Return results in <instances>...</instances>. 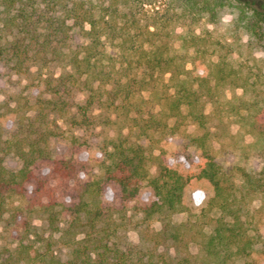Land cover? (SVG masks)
<instances>
[{
	"label": "trees",
	"instance_id": "obj_1",
	"mask_svg": "<svg viewBox=\"0 0 264 264\" xmlns=\"http://www.w3.org/2000/svg\"><path fill=\"white\" fill-rule=\"evenodd\" d=\"M226 6L236 11L231 36L244 31L260 43L264 11L240 1L0 0V73L28 78L0 100V264H264V224L250 209L264 199V78L229 62L235 49L216 32ZM226 87L241 95L226 99ZM226 115L254 134V161L243 154L226 166L212 155ZM187 123L199 133L189 139L195 170L183 171L162 148ZM65 125L115 135L99 175L59 208L39 174L75 171L53 143L69 139L76 149ZM12 159L19 167L6 165ZM193 186L211 191L198 215L185 203ZM133 200L143 223L159 224L150 246L118 242Z\"/></svg>",
	"mask_w": 264,
	"mask_h": 264
},
{
	"label": "rangeland",
	"instance_id": "obj_2",
	"mask_svg": "<svg viewBox=\"0 0 264 264\" xmlns=\"http://www.w3.org/2000/svg\"><path fill=\"white\" fill-rule=\"evenodd\" d=\"M235 1L248 3L251 8L264 11V0H230V3H235ZM235 15L236 11L234 8L226 6L220 15L219 23L216 25V32L219 37H224L227 43L231 44V47L235 49V52L229 58V62L232 66L237 68L238 65L241 64L243 72L245 69H251L259 76L262 83L264 78V38L259 43L244 31H240L238 37L233 38L230 33L232 32L231 24ZM202 27L203 26L197 29L198 33H200ZM207 28L212 29L211 26ZM177 30L180 29L178 28ZM262 33L264 35V25L262 27ZM0 75V100H2L7 93L14 91V89L24 87L28 81L26 77L6 74L2 70ZM261 90V92L264 93V84ZM223 95L226 99H230L233 95H241V90L226 87L223 90ZM84 97V93H74V99L78 103H82ZM31 98H34L32 93ZM211 110L212 107L207 106L205 111L210 112ZM221 121L222 127L214 130L217 138L210 141L212 155L216 158H220L226 166L237 163L240 156L243 154L252 156L251 158L254 161L255 158L253 155L256 150L255 136L250 132L248 126L240 124L235 117L229 115L224 116ZM62 130L65 133L63 136L72 135L75 137L74 143L76 149L73 150L69 139L59 138L54 140L53 143L56 145L61 157L66 159L71 156L73 157L77 165L75 171L67 178L57 176L52 173L51 170L47 169H44L39 174V178L44 181L45 195H47V197L59 208L60 205H70L72 202L71 199L79 192L80 194L82 193V185L99 175L98 160L103 153V148L108 145L107 142L109 139H112L115 135L113 129L101 125L90 126L79 130H71L65 125L62 127ZM198 133L199 130L193 123H187L182 126L180 133L163 145V158L176 165L180 170H195L192 159L197 150L189 142V139ZM158 154L159 152L155 151V155ZM6 165L11 168L19 167V162L12 159L7 161ZM148 168L150 175L154 176L156 173V164L152 162L149 164ZM210 196L211 191L207 188H202L201 186L188 188L185 191V203L189 213L198 215L206 206ZM142 199L146 202L151 199V196L144 195ZM101 202L113 204L115 200H111L107 195H103ZM136 207L137 201L134 200L125 204L127 221L126 225H124L119 232L118 242L124 244L130 241L137 244L139 239H142L145 243V247H147L153 243L154 240L152 239L159 229V224L155 221L143 223L142 216L138 213ZM250 209L255 218L264 224V199L255 197L250 203ZM186 219V216L181 215L175 220L177 222H185ZM191 219L193 220L194 218ZM34 223L38 225L39 222L38 220H34ZM2 237L3 234L0 229V244H2ZM5 241L6 239L3 242ZM189 247L192 253H196L197 247L195 243H190Z\"/></svg>",
	"mask_w": 264,
	"mask_h": 264
}]
</instances>
